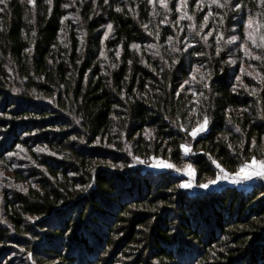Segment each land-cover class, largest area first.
<instances>
[{
  "label": "trees",
  "instance_id": "trees-1",
  "mask_svg": "<svg viewBox=\"0 0 264 264\" xmlns=\"http://www.w3.org/2000/svg\"><path fill=\"white\" fill-rule=\"evenodd\" d=\"M168 2L0 4V264H264V179L197 186L216 179L213 159L234 175L262 158L264 83L248 73L264 62L243 46L264 8L188 0L190 21ZM204 115L195 139L181 130ZM188 164L195 192L178 186Z\"/></svg>",
  "mask_w": 264,
  "mask_h": 264
},
{
  "label": "snow or ice",
  "instance_id": "snow-or-ice-1",
  "mask_svg": "<svg viewBox=\"0 0 264 264\" xmlns=\"http://www.w3.org/2000/svg\"><path fill=\"white\" fill-rule=\"evenodd\" d=\"M47 2L49 4H51L52 0H47ZM105 2L107 3V0H105ZM157 2V0H149V3L155 5ZM159 5L161 8H164L165 10H169V2L168 0H158ZM203 2V0H199V2L197 3V8L200 7V4ZM230 0H224L223 3L220 2V0H211L212 4H215L218 8H224L227 7L229 5ZM27 3L32 5L33 7H35V3L36 0H27ZM0 4H4L5 7L7 6V0H0ZM259 5L264 8V0H259ZM188 6V0H179V4L177 6V11L181 13L179 19L180 20H184V19H188V20H193L194 17L191 15H188L186 11H184V9H186ZM65 7H67V5H65ZM235 7L237 9H240L242 6L237 3L235 5ZM4 11L3 8H0V12ZM117 11H119V9H117ZM213 13L211 11L208 12V14L206 16L203 17L204 21L207 22L208 18L210 16H212ZM65 19H67V17H65ZM206 26L205 25H202ZM108 30L111 31L112 29V25L109 24L108 26ZM146 27V26H145ZM245 31L247 33V40L251 41V45L252 48H258V49H262L264 50V14H258L257 17H253V16H249L247 19V24H246V28ZM209 35H211V33H209ZM105 38H107V33L105 34ZM222 38V37H221ZM258 38V39H257ZM172 38L169 37V40H171ZM237 40L236 36L231 37V40L229 42H233ZM259 41V42H258ZM132 47L138 48L139 46L136 44H133ZM149 47H152V45H149ZM252 48H249L247 42L244 44L243 46V50H244V54L245 56H247L249 59H253V60H259L261 62H264V55L261 54H256L252 51ZM187 49H185L186 51ZM178 51V49H177ZM217 54H219V50L217 52ZM175 63V61H174ZM196 72H199V69H196ZM241 72H244V69H241ZM204 75L205 74H201V80L204 79ZM210 77V73L207 74ZM248 75L253 76V79H257L260 83H264V76H261L259 73H256L255 75H253V73L249 72ZM195 74H193L192 79L194 80ZM239 79V78H237ZM205 87H208V84L205 83L204 84ZM245 88H247V85H245ZM253 95H255V90H253L252 92ZM179 95V94H177ZM200 95H203V93H200ZM198 103V101H197ZM195 111V110H193ZM209 125V119L207 115H204L202 119H197L195 125L191 128V130H187L184 128L183 125H180L181 130L183 131H187L188 134L195 139L196 136L200 133H203L207 130ZM236 132H240L241 129L239 127H236ZM145 135H149V133H145ZM75 139V137L73 138ZM97 143H99V140H97ZM252 146L253 148L257 147V142L255 140V138L252 140ZM19 147V146H18ZM229 147L231 148L232 145L229 144ZM243 147V141H241V148ZM180 148L183 150L184 154L187 155L191 152V146L188 144H181ZM45 149H38V151H44ZM21 151H23V149H21ZM260 151L262 153V158H258L257 156L253 155L251 156L246 162L242 163V166L239 168V170L237 172L234 173L235 176H242L243 179L246 180H250L253 177H258L261 179H264V146L260 147ZM52 155H55V153H51ZM9 155H15V153H9ZM138 163L144 164V163H148V166L151 168H157V169H171L174 168L175 166L171 163H168L162 159L156 158V157H150L149 161H145L140 159V157H133ZM212 164L215 165V167L219 170V173L216 177V179H210L207 182H203V183H199L197 186L201 189H208L210 185H214L216 184L219 180L223 179V180H228L230 178L231 173H229L222 165L221 163H219L217 160L213 159L212 160ZM177 172L182 171L180 168H176L175 169ZM185 175L189 176V177H194L195 175V169L193 168V166L191 164L187 165V170L184 173ZM233 183H238V180H232ZM180 188L183 189H191L193 187V181L190 179L189 181L180 183L178 185ZM21 191H26V189L21 188ZM29 258H31V253H29Z\"/></svg>",
  "mask_w": 264,
  "mask_h": 264
},
{
  "label": "rangeland",
  "instance_id": "rangeland-1",
  "mask_svg": "<svg viewBox=\"0 0 264 264\" xmlns=\"http://www.w3.org/2000/svg\"><path fill=\"white\" fill-rule=\"evenodd\" d=\"M214 5V4H213ZM258 39V38H257ZM204 133V132H203ZM200 134H202V133H200ZM200 134H198V135H200ZM197 135V136H198ZM149 167V166H148ZM149 169L150 170H152V171H158V172H162V171H168V170H172L173 168H171V169H167V168H165V169H157V168H151V167H149ZM186 171V170H185ZM185 171L184 172H182L183 173V175L186 177V179H187V181H189L190 179L193 181V187L190 189V190H192V192H195V191H197L198 190V188L195 186V175H194V177H189V176H187V175H185L184 173H185ZM1 175H2V179L5 177V176H8L7 174H5V173H1ZM230 180H238L240 183H242V182H248V181H253L252 183L254 184L256 181H258L259 179H261V178H258V177H253L252 179H250V180H246V179H243V177L242 176H235V175H231L230 176V178H229ZM228 179V180H229ZM7 182H5V181H1L0 182V190L2 189V187H4V186H8V179L6 180ZM226 182L227 180H223V179H221V180H219L216 184H214V185H211V186H209V188L208 189H204V190H213V188L218 184V183H220V182ZM252 184V185H253ZM235 185H239V184H235ZM1 196V195H0Z\"/></svg>",
  "mask_w": 264,
  "mask_h": 264
},
{
  "label": "built area",
  "instance_id": "built-area-1",
  "mask_svg": "<svg viewBox=\"0 0 264 264\" xmlns=\"http://www.w3.org/2000/svg\"><path fill=\"white\" fill-rule=\"evenodd\" d=\"M253 181H248V182H242V183H240V182H238L237 184H239V185H235L236 183H233L232 182V180H227L226 182H220V183H218L214 188H213V190H217L220 186H222V185H229V186H240V187H249V186H252V183Z\"/></svg>",
  "mask_w": 264,
  "mask_h": 264
}]
</instances>
